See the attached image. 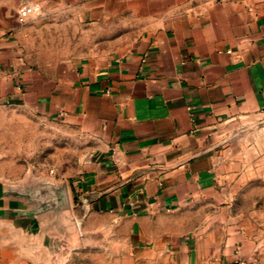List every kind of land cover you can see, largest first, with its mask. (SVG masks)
I'll list each match as a JSON object with an SVG mask.
<instances>
[{
    "label": "crops",
    "instance_id": "0c3cea01",
    "mask_svg": "<svg viewBox=\"0 0 264 264\" xmlns=\"http://www.w3.org/2000/svg\"><path fill=\"white\" fill-rule=\"evenodd\" d=\"M66 15L122 45L30 64L28 24ZM1 111L63 124L91 156L61 228L0 216V264L108 245L133 264H264V0H0ZM5 154L0 187L27 182Z\"/></svg>",
    "mask_w": 264,
    "mask_h": 264
},
{
    "label": "rangeland",
    "instance_id": "374dc122",
    "mask_svg": "<svg viewBox=\"0 0 264 264\" xmlns=\"http://www.w3.org/2000/svg\"><path fill=\"white\" fill-rule=\"evenodd\" d=\"M106 31L67 15L34 20L28 24L24 35V55L35 66L101 57L122 45ZM125 35L132 37V33ZM0 151H6L7 157L26 168L27 181L65 187L83 171L91 156V145L74 130L54 120L41 122L29 114L1 111ZM126 255L127 251L114 245L94 246L77 251L70 263L133 264Z\"/></svg>",
    "mask_w": 264,
    "mask_h": 264
},
{
    "label": "water",
    "instance_id": "95a60500",
    "mask_svg": "<svg viewBox=\"0 0 264 264\" xmlns=\"http://www.w3.org/2000/svg\"><path fill=\"white\" fill-rule=\"evenodd\" d=\"M13 199L20 208L0 211V216L36 219L50 215L48 227L61 228L58 214L68 207L64 186L49 182L27 181L0 187V199Z\"/></svg>",
    "mask_w": 264,
    "mask_h": 264
},
{
    "label": "built area",
    "instance_id": "2783aa9c",
    "mask_svg": "<svg viewBox=\"0 0 264 264\" xmlns=\"http://www.w3.org/2000/svg\"><path fill=\"white\" fill-rule=\"evenodd\" d=\"M39 16L38 11L35 7L25 6L18 12V19L20 22L27 23L32 18ZM256 128L264 134V111L262 112V118L257 122Z\"/></svg>",
    "mask_w": 264,
    "mask_h": 264
}]
</instances>
